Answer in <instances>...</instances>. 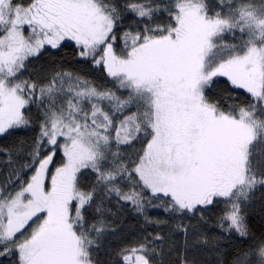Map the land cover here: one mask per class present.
<instances>
[{"label":"snow or ice","instance_id":"obj_1","mask_svg":"<svg viewBox=\"0 0 264 264\" xmlns=\"http://www.w3.org/2000/svg\"><path fill=\"white\" fill-rule=\"evenodd\" d=\"M68 42L111 87L28 74ZM33 109L26 154L0 149V264H98L113 199L146 223L161 211L186 237L182 221L222 204L217 227L250 238L245 211L264 189V0H0V137L32 128ZM148 237L113 264H157L162 237ZM176 264L191 262L178 252ZM231 264H264V236Z\"/></svg>","mask_w":264,"mask_h":264},{"label":"trees","instance_id":"obj_2","mask_svg":"<svg viewBox=\"0 0 264 264\" xmlns=\"http://www.w3.org/2000/svg\"><path fill=\"white\" fill-rule=\"evenodd\" d=\"M129 23L131 21H127L125 27ZM61 69L80 74L98 87H111L102 72L78 61L70 42L54 56L43 55L35 58L27 72L33 77L43 79L51 72ZM33 118L36 123L32 128L20 130L15 136L0 137V149H12L14 159L17 158V153L20 156L25 155L32 140L39 134V119L35 109ZM10 171L7 154L0 152V182L8 178ZM122 205L123 202L117 203L115 199L106 204V209H109L105 213L106 222L110 229L95 253L98 264H113L116 252L122 246L143 240L149 233L162 237L155 242L158 245L157 264H176L178 252H185L191 264H231L232 257L238 249L246 248L253 240L264 236V189L255 191L245 211V220L250 232V238L247 239L235 233L222 232L217 227L216 221L221 214L222 204L206 211L202 221L199 217L182 221L183 224L190 226L187 237L175 228L176 223L180 221L169 219L159 210H151L150 215L153 220L161 222L146 223L144 218L134 213L130 207ZM205 237L209 241L208 244L202 242ZM215 248H219V251Z\"/></svg>","mask_w":264,"mask_h":264}]
</instances>
